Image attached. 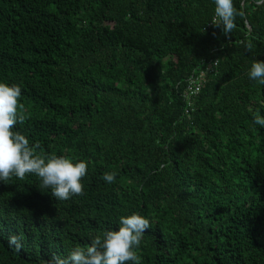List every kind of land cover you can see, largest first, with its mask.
Returning <instances> with one entry per match:
<instances>
[{"label":"trees","instance_id":"trees-1","mask_svg":"<svg viewBox=\"0 0 264 264\" xmlns=\"http://www.w3.org/2000/svg\"><path fill=\"white\" fill-rule=\"evenodd\" d=\"M0 0V82L36 155L88 163L83 195L0 182V264H60L134 213L139 264H264V0ZM205 84L185 113L190 80ZM116 173V182L103 180ZM131 264V262H129Z\"/></svg>","mask_w":264,"mask_h":264},{"label":"clouds","instance_id":"clouds-1","mask_svg":"<svg viewBox=\"0 0 264 264\" xmlns=\"http://www.w3.org/2000/svg\"><path fill=\"white\" fill-rule=\"evenodd\" d=\"M214 4L212 24L221 28L224 35L232 34L240 15L234 0H214ZM248 77L264 85V61H254ZM21 96L19 85L0 82V182L34 175L39 178V189H49L58 200L83 195L82 180L88 175L86 161L77 162L57 155L41 158L36 155L40 145L31 144L25 135L14 130L16 125L23 123V117L18 116ZM253 124L264 129V113H257ZM103 180L108 184L115 183L116 173H105ZM150 227L149 220L141 214L121 216L118 231L111 230L94 238L86 250L73 249L60 264H139L136 249Z\"/></svg>","mask_w":264,"mask_h":264},{"label":"built area","instance_id":"built-area-1","mask_svg":"<svg viewBox=\"0 0 264 264\" xmlns=\"http://www.w3.org/2000/svg\"><path fill=\"white\" fill-rule=\"evenodd\" d=\"M205 72L202 71L200 73V77H198L197 79H191L190 80V87L188 90H186V92L184 93V99L187 102V108L185 110L186 114H189V112L191 111V107L193 106V102H192V97L197 95L201 88L203 87V85L205 84Z\"/></svg>","mask_w":264,"mask_h":264}]
</instances>
